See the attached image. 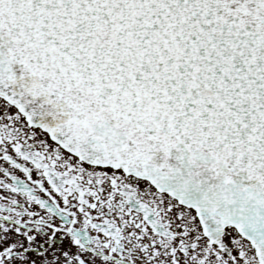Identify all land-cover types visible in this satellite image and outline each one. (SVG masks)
Masks as SVG:
<instances>
[{"label":"snow or ice","instance_id":"snow-or-ice-1","mask_svg":"<svg viewBox=\"0 0 264 264\" xmlns=\"http://www.w3.org/2000/svg\"><path fill=\"white\" fill-rule=\"evenodd\" d=\"M0 264H264V0H0Z\"/></svg>","mask_w":264,"mask_h":264}]
</instances>
